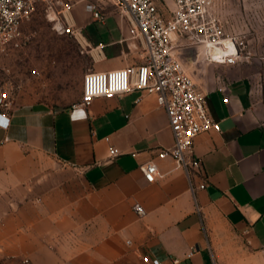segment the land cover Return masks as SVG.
Returning <instances> with one entry per match:
<instances>
[{"label": "crops", "instance_id": "crops-1", "mask_svg": "<svg viewBox=\"0 0 264 264\" xmlns=\"http://www.w3.org/2000/svg\"><path fill=\"white\" fill-rule=\"evenodd\" d=\"M110 21L115 33L100 29ZM124 23L104 14L62 34L81 40L86 33L98 50L92 70L121 68L144 60V53L134 57L133 42L119 45L133 37ZM93 24L100 26L90 31ZM242 60H202L192 72L220 130L195 138L200 163L191 176L171 155H159L174 135L153 94L100 96L88 106L0 107L9 118L0 125V255L59 264L58 246L76 237L75 247L102 254V264L132 254L139 263L150 255L163 264L174 257L215 264L211 240L224 229L264 251V61ZM150 160L158 166L152 182L140 169Z\"/></svg>", "mask_w": 264, "mask_h": 264}, {"label": "built area", "instance_id": "built-area-1", "mask_svg": "<svg viewBox=\"0 0 264 264\" xmlns=\"http://www.w3.org/2000/svg\"><path fill=\"white\" fill-rule=\"evenodd\" d=\"M218 1L112 0L127 13L133 36L141 39L144 60L121 68L87 72L81 99L75 103L88 106L96 97L121 95L133 90L155 95L166 109L174 135L173 147L162 149L159 155H171L189 176L200 163L194 154L195 138L211 130H220V125L210 113L207 94L176 49L197 45L200 53L204 51L202 60L209 63L232 64L247 56V40L226 33L218 12ZM58 2L64 4V0ZM42 4L50 8L55 5L54 0H0V53L18 48L28 40L25 24ZM86 9L95 20L104 19L97 5L88 3ZM60 12L64 13V10ZM64 15L67 25L63 24L58 31L75 34L74 23ZM10 104L7 91L0 89V107L7 109ZM0 125H9V118L3 113H0ZM118 152L116 147H110V154ZM140 169L147 181L156 179L158 166L153 160L141 164ZM135 210L139 215L144 214L142 205L136 204ZM142 259L147 264H163L159 258L150 255H144ZM24 263L35 264L28 258ZM171 263L181 264V259L174 257Z\"/></svg>", "mask_w": 264, "mask_h": 264}, {"label": "rangeland", "instance_id": "rangeland-1", "mask_svg": "<svg viewBox=\"0 0 264 264\" xmlns=\"http://www.w3.org/2000/svg\"><path fill=\"white\" fill-rule=\"evenodd\" d=\"M88 3L97 5L107 17L125 18L124 24L130 27L133 36L127 13L112 0H64V4L54 0L52 8L39 5L25 24L28 40L18 48L0 53V89L7 91L11 103H44L64 107L81 99L84 76L94 68L95 61H99L96 59L98 50H95L86 33L78 40L75 36L60 33L58 29L63 24L67 25L64 14L75 27L83 21H95L86 9ZM218 12L227 34L240 35L247 40V56L242 61H264V0H219ZM96 26L100 24H93L90 31ZM100 29L117 31L113 21L101 25ZM128 42L134 43L133 51L138 54L134 57L140 59L144 53L141 39L133 36L118 43L126 45ZM183 62L191 73L198 72L203 64L202 60L196 64L193 61ZM62 242L58 246V253L63 259L59 264L103 263L102 254L92 253L89 248L78 250L75 247L80 242L78 238L65 237ZM211 250L215 264H264V251H252L242 238L228 229L212 238ZM26 258L33 261L26 256L4 254L0 255V264H25ZM124 261L120 264H147L142 256L139 263L137 255L133 254L126 255Z\"/></svg>", "mask_w": 264, "mask_h": 264}, {"label": "water", "instance_id": "water-1", "mask_svg": "<svg viewBox=\"0 0 264 264\" xmlns=\"http://www.w3.org/2000/svg\"><path fill=\"white\" fill-rule=\"evenodd\" d=\"M176 52L183 61H187L186 63H188V61H193L195 64L200 62V49L197 45L178 47Z\"/></svg>", "mask_w": 264, "mask_h": 264}, {"label": "bare ground", "instance_id": "bare-ground-1", "mask_svg": "<svg viewBox=\"0 0 264 264\" xmlns=\"http://www.w3.org/2000/svg\"><path fill=\"white\" fill-rule=\"evenodd\" d=\"M232 46H234L232 43H231ZM204 55V51H202L200 54H199V57L202 58Z\"/></svg>", "mask_w": 264, "mask_h": 264}]
</instances>
